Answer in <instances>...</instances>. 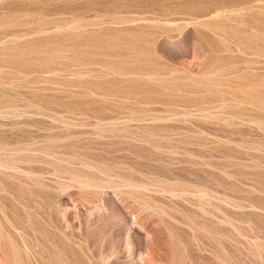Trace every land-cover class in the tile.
I'll return each instance as SVG.
<instances>
[{"label":"rangeland","instance_id":"1","mask_svg":"<svg viewBox=\"0 0 264 264\" xmlns=\"http://www.w3.org/2000/svg\"><path fill=\"white\" fill-rule=\"evenodd\" d=\"M0 264H264V0H0Z\"/></svg>","mask_w":264,"mask_h":264}]
</instances>
